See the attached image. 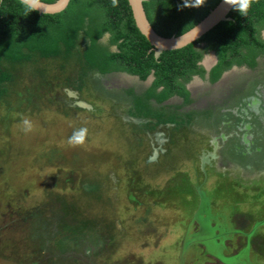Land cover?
Instances as JSON below:
<instances>
[{"label":"rangeland","instance_id":"obj_1","mask_svg":"<svg viewBox=\"0 0 264 264\" xmlns=\"http://www.w3.org/2000/svg\"><path fill=\"white\" fill-rule=\"evenodd\" d=\"M105 35L98 44L107 46ZM86 44V39L79 36L68 53L45 60L33 55L20 63L0 62L2 69L13 74L10 81L0 84L4 93L0 96V264H26L25 253L33 259L32 252L46 251L48 247H52V256L45 260L57 258L52 264H264V206L253 203L256 198L249 194L250 188H264V183L246 186V194L240 195L239 189L244 186L216 177L219 187L230 191L225 196L211 192V208L197 209L187 223L196 211L189 193V183L200 180L193 173L196 170L184 163L180 169L176 165L147 168L144 173L151 176H130V164L124 154L128 133L120 120L124 117L131 120L129 123L136 122L121 116L122 104L125 108L131 95L123 92L118 81L122 73L102 77L92 72L83 77L82 51ZM127 76L124 75L126 79ZM67 85L78 88L85 99L97 94L93 100L102 104L106 114L66 110L57 96ZM246 93L243 91L242 96ZM56 114L65 117L68 125L63 121L52 125L43 122L52 115L60 118ZM25 116L40 120H32L34 129L28 134L19 127ZM69 119L76 121L75 126ZM113 119L121 126L112 127ZM80 127L88 129L86 142L78 147L68 146L67 139ZM130 145L141 150V146ZM191 147L189 141L184 143L183 151L177 148V157H172L184 160L189 156L185 152L193 150ZM45 158L50 162L43 167ZM170 170L182 172L178 178L181 191L175 199L165 204L161 201L153 208L152 187L164 186ZM54 172L60 174L57 179ZM49 180L55 185L49 186ZM227 182L233 184L232 189ZM67 183L73 188L81 186V190L76 192L75 203L67 201L72 210L59 213L55 210L62 196L56 193L68 192L70 187H64ZM43 203L48 207L42 208L49 214V223L42 221L44 212L36 213L39 207L43 210ZM31 205L32 212L22 211V207ZM59 214L67 221L80 218L74 222V236L65 231L71 223H55ZM253 219L258 222L252 223ZM35 238L38 241L31 242Z\"/></svg>","mask_w":264,"mask_h":264},{"label":"flooded vegetation","instance_id":"obj_2","mask_svg":"<svg viewBox=\"0 0 264 264\" xmlns=\"http://www.w3.org/2000/svg\"><path fill=\"white\" fill-rule=\"evenodd\" d=\"M105 36L107 42L108 34ZM258 36L264 41V24ZM205 46V42L196 44L198 49H204ZM260 50L252 65L246 62L232 63L214 80H211V77L218 62L217 53L213 49L203 50L198 60V65L203 69L202 73L193 74L188 81L179 78L188 92L187 100L177 92L159 100L151 95L145 97V93L155 80L154 70H151L144 79L119 70L106 73L95 70L83 75V77L93 73L102 77L109 73L128 75L127 79L121 75V81L116 80L122 83L123 92L131 95L130 103L125 108L122 104L124 113L121 116L140 120L133 123H129L131 120L124 117L120 120L128 133V141L124 142L127 145L124 154L129 161V174L132 178L138 179L147 168L153 166L167 169L176 165L180 169V165L188 163L192 165L191 169L196 170L193 173L197 176L196 180L198 178L200 180L189 183V193L191 201L196 205V211L190 215L187 223L195 217L197 209L211 208V192H220L219 195L225 196L227 191H230L224 186L220 188L216 177L244 186L239 189L240 195L246 194V186L264 183V142L259 143L264 140V50ZM163 90V85L155 88L156 93ZM243 91L247 93L242 96ZM70 93H75V96ZM93 95L97 97V94ZM57 97L66 105V110H89L101 115L106 114L102 104L96 103L93 98L81 97L80 90L72 85L62 87V94ZM78 100L89 103L91 109L78 106L76 104ZM255 120L259 124L257 121L254 122ZM115 123L117 122L114 120L112 127L121 126ZM253 128L256 130L251 131ZM188 141L193 148L191 152H185L189 156L184 160L173 158V155L177 157L175 150L177 148L182 150L183 143ZM130 144L141 146V150H134ZM144 150L146 153L143 155ZM170 171L168 182L164 183V186L152 187L153 208L160 205L158 201L165 204L175 199L174 197L181 191L178 178L182 172L172 170L171 174ZM227 184L230 188L233 186L229 182ZM249 191V194L256 198L253 203L264 204V188L256 186ZM139 204H142L141 199ZM257 222L255 219L252 221Z\"/></svg>","mask_w":264,"mask_h":264},{"label":"trees","instance_id":"obj_3","mask_svg":"<svg viewBox=\"0 0 264 264\" xmlns=\"http://www.w3.org/2000/svg\"><path fill=\"white\" fill-rule=\"evenodd\" d=\"M218 2L205 0L201 7L182 10L183 0H143L142 4L153 29L162 36H170L191 28ZM227 16L230 18L219 21L193 42L181 48L164 50L155 57L152 45L134 24L127 0H119L117 7L112 6L111 0H69L60 12L33 11L27 16L19 0H0V62L20 63L30 60L33 55L45 60L61 52L68 53L81 36L87 42L82 51L85 74L90 70L101 73L119 70L144 79L154 70L155 80L145 97L151 95L159 100L177 92L187 100L188 92L179 78L188 81L193 74L202 73L198 60L203 50L213 49L218 56L211 80L232 63L252 65L260 49L264 50V41L258 36L264 24V0H255L247 17L231 8ZM104 34H108L107 45H115V50L110 51L107 46L97 43ZM200 42L206 43L204 49L196 47ZM12 75L0 66V84L10 81ZM158 85H163L164 90L156 93ZM3 94L0 89V96ZM35 117L33 121H40ZM36 241L37 238L31 239L33 243ZM50 248L38 250V257L36 251L32 252L33 259L25 253L27 257L23 261H27L26 264H52L57 258L45 260L48 255L52 256Z\"/></svg>","mask_w":264,"mask_h":264},{"label":"water","instance_id":"obj_4","mask_svg":"<svg viewBox=\"0 0 264 264\" xmlns=\"http://www.w3.org/2000/svg\"><path fill=\"white\" fill-rule=\"evenodd\" d=\"M130 6L132 18L135 26L139 32L152 45L153 54L158 57L164 50H171L181 48L194 40L198 39L201 35L210 30L215 24L221 20L229 19L227 16L230 8L224 4V0L219 2L209 10V12L195 25L179 35L162 36L157 33L147 19L145 10L143 8V0H127ZM69 3V0H55L53 2H45L40 0V10L38 13H56L62 11ZM72 94V93H70ZM72 95L75 96V93ZM76 104L80 107L89 109L91 105L85 101L78 100ZM133 121H139L135 117H131ZM156 152V151H155Z\"/></svg>","mask_w":264,"mask_h":264},{"label":"clouds","instance_id":"obj_5","mask_svg":"<svg viewBox=\"0 0 264 264\" xmlns=\"http://www.w3.org/2000/svg\"><path fill=\"white\" fill-rule=\"evenodd\" d=\"M255 0H224V4L234 11H237L241 16L247 17L248 11ZM20 5L23 7L25 15L33 11L40 10V0H19ZM205 3V0H183V4L180 5L182 10L185 7H201ZM113 7H117L119 0H111ZM102 39V37H101ZM20 130L25 134L31 133L34 129L33 122L28 117H22L20 121ZM88 138L87 127H80L73 131L72 135L67 139V145L70 147L82 146Z\"/></svg>","mask_w":264,"mask_h":264},{"label":"crops","instance_id":"obj_6","mask_svg":"<svg viewBox=\"0 0 264 264\" xmlns=\"http://www.w3.org/2000/svg\"><path fill=\"white\" fill-rule=\"evenodd\" d=\"M90 98H96V96L94 97L93 95H90ZM110 110L112 109L111 108V106H107ZM54 114V113H53ZM56 116H58V117H60V115L59 114H56ZM73 117V116H72ZM49 119V121L47 120V121H43L45 124H48V123H50V124H48V125H52L51 123L53 122H59V121H63V122H65L66 124H67V120L65 119V117H60V118H57V117H54L53 115L51 116V118H48ZM137 119H139V118H137ZM33 120V119H32ZM65 120V121H64ZM69 121L72 123V125L74 124V126H75V122L76 121H73V120H70L69 119ZM140 121V120H139ZM77 122H79V121H77ZM138 122V121H137ZM71 123H69V124H71ZM68 125V124H67ZM94 132V131H93ZM217 140V139H216ZM215 140V142L218 144V142ZM97 141H100V140H97ZM184 144V143H183ZM46 160H45V162L43 161L42 163V165L41 166H43V167H45L44 166V163H46V162H50V160L48 159V161H47V158H45ZM51 159V158H50ZM187 161V160H186ZM41 169V168H40ZM55 174H56V179L60 176V174L59 173H56V172H54ZM73 173H75V172H73ZM75 177L77 178V175L75 174ZM79 178V177H78ZM77 178V179H78ZM8 179V178H7ZM9 181H10V179H9ZM44 182V181H43ZM54 182L55 181H53V184H52V182H51V180H49V186H51V185H55L54 184ZM57 184V183H56ZM47 185V184H46ZM70 185V183H67V184H65L64 185V187H67V186H69ZM70 187V189H68V192H70L69 194H67L68 192H59V193H56V195L57 196H62L60 199L61 200H59V202H58V204L56 205V207H57V210H55V211H57V212H59V213H61L62 211L64 212V211H70V210H72L71 208H73L72 207V205L70 204V203H67V201H71V200H73L74 201V203H75V201L77 200V198H76V192L78 191V190H81V186H79V187H77V185H75V187L73 188V186H69ZM69 187H67V188H69ZM72 189V190H71ZM56 190V189H55ZM3 194V193H2ZM68 199V200H67ZM159 199V198H158ZM158 201V200H157ZM0 202H1V197H0ZM160 202L161 201H158V203L160 204ZM219 204V203H218ZM261 205H264V204H262V203H260V205H258V206H261ZM11 206H13V204L11 203ZM44 206H46V204L45 203H43L42 205H41V208L42 207H44ZM32 205L30 206V207H22V211H24V212H32L33 210H32ZM47 207V206H46ZM48 208V207H47ZM74 208H75V206H74ZM9 209H11V211L12 212H14L15 211V208L14 207H10V204H9ZM43 210H40V207H39V210H37L36 209V213H41L42 214V212H44V215L42 214V217H43V219H42V221H45L46 223H49V221H48V219H47V217L49 216V214L48 215H46V211H45V209L44 208H42ZM76 209V208H75ZM16 211H17V209H16ZM73 211H75V210H73ZM18 212V211H17ZM48 212V211H47ZM24 220H26V219H24ZM36 220L37 219H35V218H31V221L33 222V223H36ZM60 221V222H59ZM80 221V218L79 219H77V220H71V221H67L66 219H63V217H62V214H59V217H58V221L57 222H55V223H71V224H69V225H67L65 228V231H67V233L69 234V236H74L75 235V231L77 230V223H74V222H79ZM90 221V220H89ZM25 222H28V221H25ZM31 222V223H32ZM91 222V221H90ZM90 222H88V223H90ZM40 223V222H39ZM58 223V224H59ZM28 224V223H27ZM58 224H56V228H58ZM86 226V225H85ZM85 226H84V228H85ZM42 227V226H41ZM33 232V231H32ZM71 238V237H70Z\"/></svg>","mask_w":264,"mask_h":264},{"label":"bare ground","instance_id":"obj_7","mask_svg":"<svg viewBox=\"0 0 264 264\" xmlns=\"http://www.w3.org/2000/svg\"><path fill=\"white\" fill-rule=\"evenodd\" d=\"M193 87H195V85Z\"/></svg>","mask_w":264,"mask_h":264}]
</instances>
